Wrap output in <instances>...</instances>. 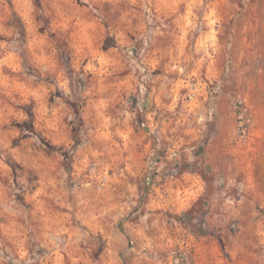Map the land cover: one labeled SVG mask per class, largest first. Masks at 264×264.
<instances>
[{
	"label": "clouds",
	"instance_id": "9594fccd",
	"mask_svg": "<svg viewBox=\"0 0 264 264\" xmlns=\"http://www.w3.org/2000/svg\"><path fill=\"white\" fill-rule=\"evenodd\" d=\"M0 264H264V0H0Z\"/></svg>",
	"mask_w": 264,
	"mask_h": 264
}]
</instances>
